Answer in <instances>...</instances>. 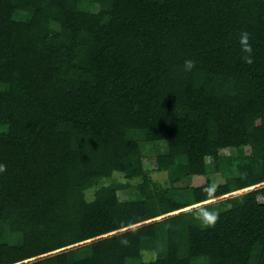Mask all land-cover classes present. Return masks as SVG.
Wrapping results in <instances>:
<instances>
[{"label": "trees", "instance_id": "1", "mask_svg": "<svg viewBox=\"0 0 264 264\" xmlns=\"http://www.w3.org/2000/svg\"><path fill=\"white\" fill-rule=\"evenodd\" d=\"M0 166V264H264V0H0Z\"/></svg>", "mask_w": 264, "mask_h": 264}, {"label": "rangeland", "instance_id": "2", "mask_svg": "<svg viewBox=\"0 0 264 264\" xmlns=\"http://www.w3.org/2000/svg\"><path fill=\"white\" fill-rule=\"evenodd\" d=\"M142 151L144 153V158H143L144 168L148 170V173L150 177L152 178V180L155 181L156 184L167 185L166 184V178H167L166 173L156 171L155 166H154V157L156 153L158 152L162 153L166 151L165 143L160 142V143H154V144H144L142 146ZM221 154L228 155L230 154V151L225 149L221 152ZM210 161L211 159L206 158L207 163H209ZM206 181H209L213 185L220 184L224 181V173L222 171L210 170L205 176L193 177L191 181L187 182V184L199 185ZM258 199L261 200L262 198L259 197Z\"/></svg>", "mask_w": 264, "mask_h": 264}, {"label": "clouds", "instance_id": "3", "mask_svg": "<svg viewBox=\"0 0 264 264\" xmlns=\"http://www.w3.org/2000/svg\"><path fill=\"white\" fill-rule=\"evenodd\" d=\"M241 40L242 41H246L247 40V33H243L241 35ZM246 51L247 52H251V46L250 45L246 46ZM245 59L249 63H251V61H252V57L250 55L245 56ZM194 64H195V61L193 59L186 58L184 60V63H183V68H184L185 71H191L192 68L194 67ZM0 167H2V166H0ZM207 218H208L209 221H212V220L215 219V214L214 213H209V214H207Z\"/></svg>", "mask_w": 264, "mask_h": 264}]
</instances>
